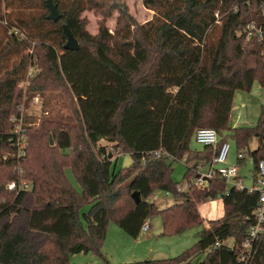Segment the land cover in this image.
Returning <instances> with one entry per match:
<instances>
[{
    "label": "trees",
    "instance_id": "obj_1",
    "mask_svg": "<svg viewBox=\"0 0 264 264\" xmlns=\"http://www.w3.org/2000/svg\"><path fill=\"white\" fill-rule=\"evenodd\" d=\"M47 1L0 0V264H71L75 254L102 256L110 220L138 239L155 215L164 236L202 228L197 243L175 258L129 264H238L260 195L228 188L220 177L196 187L193 181L215 151H193L191 141L201 128L215 129L220 145L231 139L238 152L256 139L250 155L258 177L264 108L254 128H232L231 117L236 88L252 80L264 87V42L257 34L247 40L245 32L250 24L264 26V0H143L154 12L144 24L124 0H52L61 15L54 23ZM37 8L40 15L28 14ZM90 11L102 16L97 34L83 16ZM115 12L111 32L106 20ZM64 25L78 50L65 49ZM50 94L64 98L67 119L49 116ZM36 96L45 98L48 115L38 126L24 121L27 147L18 158L11 118ZM101 140L114 143L117 154L131 155V167L114 171ZM8 152L14 156L5 158ZM176 162L187 167V190L172 177ZM18 163L30 191L6 190L8 181L19 180ZM157 191L174 204L161 209L150 202ZM133 193L140 194L139 204ZM217 200L224 216L205 228L198 206ZM229 239L232 248L224 244ZM216 243L221 246L214 249ZM251 264H264V235Z\"/></svg>",
    "mask_w": 264,
    "mask_h": 264
},
{
    "label": "rangeland",
    "instance_id": "obj_2",
    "mask_svg": "<svg viewBox=\"0 0 264 264\" xmlns=\"http://www.w3.org/2000/svg\"><path fill=\"white\" fill-rule=\"evenodd\" d=\"M129 6L131 14L136 18L140 24H144L149 21L154 12L146 9L143 5V0H124ZM43 11L39 8L30 9L28 14L30 16H38ZM12 20H15L18 14L14 11L12 13ZM86 18L88 23L87 29L92 34H97L99 22L102 20V16L97 15L95 12L90 11L86 12L83 15ZM118 14L115 12L113 17L106 20L107 27L113 32L116 19ZM18 57V56H17ZM17 57H14L16 59ZM19 60V58H18ZM36 70H32V74H35ZM250 76H246V79H249ZM247 85V84H246ZM21 86H25L22 84ZM228 87L232 85H226ZM234 86V85H233ZM26 89V88H25ZM236 95L234 99V107L231 117V126L236 123V121L242 125V127H257L262 116V111L264 108V87H262L258 81H255L252 85L250 84L245 86V88L239 87L236 88ZM41 98L40 104H29V107L24 108L25 115V125L26 126H38L41 122V119L44 116L48 115V112L43 109V101L45 98ZM46 101H49L51 110L49 116L57 119H67L71 115V112L64 101V98L57 94H50L46 96ZM34 119V120H33ZM15 128V126H13ZM228 142L231 146V152L227 161L229 166H238L239 176L241 180L244 181L246 187H251L254 181V172L255 164L250 155L251 151H254L258 147L257 140H253L250 144L249 150L244 151L246 159L244 161L237 160L238 149L236 144L228 139ZM54 141L53 145L54 146ZM100 147H105L106 151L109 153V159L112 160L116 155L114 151V143H110L106 140H101L99 142ZM203 146L199 145L195 138L191 141V149L193 151L203 150ZM5 157L13 156L12 153L8 152L4 154ZM111 157V158H110ZM112 168L114 171H120L131 167L132 157L129 154H121L116 156L114 159ZM207 169V166H206ZM18 173L20 183L25 182L28 184V191L32 189V183L28 180L23 179L22 174L23 170L20 163L16 165L14 169ZM187 171V167L183 162H176L173 165V174L172 177L176 182L182 183L181 188L185 187L187 190V182L183 181L184 175ZM204 171V169H203ZM21 173V174H20ZM67 176L69 177L71 183L77 188L80 192L81 187L75 181L74 176L71 170L66 171ZM18 180V181H19ZM17 181V182H18ZM15 181H8L6 183V190L9 191L8 185ZM232 185L228 183V188ZM5 200H3L4 202ZM150 202L155 203L159 208L164 209L168 206L174 204V199L172 196L167 197V193L164 191H157L149 199ZM206 204V203H205ZM201 204L198 206L199 213L204 219V227L210 228L212 226L211 221H217L221 218L219 213H222L220 207V202H214L211 204L204 205ZM89 211V206L83 208L82 213ZM213 219H208L209 213ZM206 216L204 218L203 216ZM14 216L10 218L12 220ZM151 225V230L148 233L142 232L138 239H134L127 235L115 222V220H110L107 236L102 248V256L95 254L93 252L89 253H79L72 255L70 258L71 264H129L135 262H143L145 260H160V259H170L180 256L183 252L192 248L198 241V234L201 232L202 228H191L186 232L176 236H164L163 235V222L162 218L159 215L153 216L150 220L147 221ZM227 247L232 248L234 246V240L229 239L224 243ZM204 256L199 257L202 259Z\"/></svg>",
    "mask_w": 264,
    "mask_h": 264
},
{
    "label": "built area",
    "instance_id": "obj_3",
    "mask_svg": "<svg viewBox=\"0 0 264 264\" xmlns=\"http://www.w3.org/2000/svg\"><path fill=\"white\" fill-rule=\"evenodd\" d=\"M262 19L264 22V5L261 8ZM246 39L250 40L256 34L259 37L260 41L264 42V26H255L250 24L246 29ZM18 34V32H15ZM30 76L32 77V71H30ZM40 96H36L32 99L31 104L36 105L40 104ZM21 115L13 116L11 121L14 123L15 128L12 131V134L16 136V143L14 146L17 147L18 153L17 157L21 158L25 155V148L27 147V135L26 130L23 127L25 121L24 107L21 108ZM195 141L203 146L210 147L215 151V156L213 160L207 165L206 171H201L197 175L196 179L193 181L194 185L200 189L206 188L209 185V180L214 177H220L221 179L227 181L232 186L239 189H248L250 192L259 193V202L258 206L254 212V224L249 228L247 232V238L243 244L238 248V264H251L255 252L257 250V244L260 242V239L264 235V160L259 162L258 168V177L255 178L251 187H246L244 181L241 180L239 176L238 166H229L227 161L231 152V146L229 142H225L220 145L221 137L215 129L212 128H201L195 133ZM14 156V154H13ZM6 158V157H5ZM246 159L244 151L237 153V160L244 161ZM253 160V158H252ZM27 190L28 184L25 182L17 183L13 182L8 185L10 191L13 190ZM180 191H184L185 188H180ZM167 195H169L167 193ZM150 229L149 223H146L142 232H147ZM220 243H216L213 248L220 247Z\"/></svg>",
    "mask_w": 264,
    "mask_h": 264
},
{
    "label": "water",
    "instance_id": "obj_4",
    "mask_svg": "<svg viewBox=\"0 0 264 264\" xmlns=\"http://www.w3.org/2000/svg\"><path fill=\"white\" fill-rule=\"evenodd\" d=\"M47 8L49 10L48 19L51 22H54V23L58 22L60 20V18H61V15H60L59 10H58V6L56 4H54L52 0H48L47 1ZM63 29H64V33H65V35L67 37V41H66V44H65V49L66 50H70V51L78 50L79 49V43L76 40V38L73 36V34L69 30V28L66 25H64ZM50 144L53 145L52 137H50ZM132 198L135 200V202L137 204H139L140 201H141L139 193H133Z\"/></svg>",
    "mask_w": 264,
    "mask_h": 264
},
{
    "label": "crops",
    "instance_id": "obj_5",
    "mask_svg": "<svg viewBox=\"0 0 264 264\" xmlns=\"http://www.w3.org/2000/svg\"><path fill=\"white\" fill-rule=\"evenodd\" d=\"M255 81H251L250 82V84L252 85L253 83H254ZM43 106V105H42ZM240 127H242V125H240L237 121H236V123H234V125L232 126V128H240ZM119 155L120 154H118V155H116V156H118L119 157ZM116 156L112 159V162H114L115 160V158H116ZM203 169H204V171H206V166H204V167H202V169H201V171H203ZM183 188H185V187H183ZM170 195H167V197H169ZM218 202H220V207H221V209H222V213H219V215H220V217L219 218H221L223 215H224V205H223V201L222 200H217ZM217 201H212V202H208V203H206V204H204V205H207V204H211V203H214V202H217ZM203 205V206H204ZM200 213H201V211H200ZM209 213V216L212 214L210 211L208 212ZM202 214V213H201ZM203 216V215H202ZM204 218H206L207 219V217L206 216H203ZM208 219H213L211 216L210 217H208ZM150 225V224H149ZM151 230V225H150V229L147 231V232H145V233H148L149 231Z\"/></svg>",
    "mask_w": 264,
    "mask_h": 264
}]
</instances>
